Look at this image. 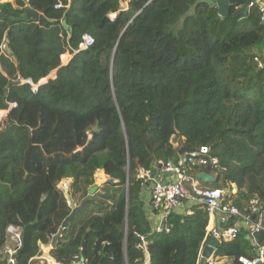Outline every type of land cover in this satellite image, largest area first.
<instances>
[{"label":"trees","instance_id":"1","mask_svg":"<svg viewBox=\"0 0 264 264\" xmlns=\"http://www.w3.org/2000/svg\"><path fill=\"white\" fill-rule=\"evenodd\" d=\"M27 5L38 15L15 21ZM0 11V47L12 53L0 48V111L9 109L0 122V252L9 226L21 227L15 264H42L33 259L70 215L58 184L71 179L69 193L82 202L98 171L115 183L62 231L50 252L58 264H199L209 214L193 205L158 232L138 178L141 169L158 173V161L177 160L183 147H210L219 161L208 169L217 177L211 186L235 184L242 213L256 197L264 204L258 7L235 16L233 6L222 17L210 0H16ZM86 34L93 44L75 54ZM66 53L73 58L62 66ZM29 80L40 84L35 92ZM261 245L264 226L254 235L241 227L217 254L243 264Z\"/></svg>","mask_w":264,"mask_h":264},{"label":"built area","instance_id":"2","mask_svg":"<svg viewBox=\"0 0 264 264\" xmlns=\"http://www.w3.org/2000/svg\"><path fill=\"white\" fill-rule=\"evenodd\" d=\"M1 2V1H0ZM29 5H27L28 7ZM249 10L258 7L261 13V21H264V0H254L249 2ZM57 6V8H59ZM116 14H111L110 17L115 18ZM94 39L86 34L84 40L80 44L79 49H87L92 45ZM6 45H2L1 53L5 52ZM257 60V58H256ZM259 61V60H258ZM259 66L263 63L259 61ZM22 81V80H21ZM32 85V90L35 92L39 85H35L32 81H27ZM15 104H10V109L14 108ZM9 113L6 111L5 115ZM4 115V116H5ZM3 116V117H4ZM179 145V144H178ZM176 145V147L178 146ZM218 158L211 155V149L208 146H203L197 150H191L182 155H179L177 160L158 161L157 173L155 170L141 169L138 172V178L144 181V184L149 183L151 191V205L153 210L159 216V224L155 228L158 232L170 229L167 226L168 219L171 214L180 212L181 214H191L192 206L196 205L205 210L209 214V225L207 227L206 237L203 241V246L200 251L199 260L202 258L207 241L210 237H214L222 242H229L237 238L241 227H245L251 232V235L259 232L264 226V204H261L260 197H256L250 201L248 213H242L235 206L233 197L237 194V186L233 184L229 187H213L199 179L200 173L209 172L208 169H216L218 167ZM166 178V179H165ZM71 179H64L58 184V189L67 193L70 189ZM237 219L235 225L227 226L231 220ZM22 228L11 225L7 230L8 242L3 250L4 259L7 263L15 264L13 256L17 253L22 245ZM143 240V238H141ZM257 255L255 259L240 258L243 264H263L264 263V245L257 247ZM232 260L227 256L217 254V249L205 259L204 264H231ZM75 264H85L78 262Z\"/></svg>","mask_w":264,"mask_h":264},{"label":"water","instance_id":"3","mask_svg":"<svg viewBox=\"0 0 264 264\" xmlns=\"http://www.w3.org/2000/svg\"><path fill=\"white\" fill-rule=\"evenodd\" d=\"M214 1H215V5L217 6L219 15L222 16V17H225V16L229 15L230 9L233 6H237V12H236L235 16L247 15V13L249 12V6H248L249 2L250 1H254V0H214ZM29 14L33 15V16H37L38 15V11H36L32 7L28 6V8L26 9V12L24 14H22L19 18H16L14 20L15 21H25V20L28 19V15ZM0 17L5 19L6 15L0 11ZM62 24L64 25V27L66 29H70V26H69V24L67 23L66 20H63ZM262 25H264V21L262 22ZM81 50L82 49H79L77 52H75V54L78 53ZM5 52L8 55L12 54L11 50L9 49V47L7 45L5 47ZM72 58H73V56L71 57V59ZM67 64L68 63L62 64V66H65ZM54 73L55 74L52 76L53 78L50 77V78L46 79L44 82H42L41 84L46 83L50 79H55L57 77V75H56L57 71H55ZM13 84H22V81L21 80H18L16 82L11 81L9 83L8 87L5 90V99L8 96L9 88ZM189 151H190V149H188L187 147H183L180 150L179 154L182 155V154H184L186 152H189ZM199 179L204 181L207 184H210V185L214 184L216 182V180H217L213 175L207 174V173H200L199 174ZM106 182L115 183V181L113 179H111V178L107 179ZM0 185H2L1 182H0ZM148 186H149V183H146L144 185L143 189L146 190L148 188ZM98 189H99L98 185H93L92 187H90L88 197L85 200H83L80 203V205H78V206L75 204L71 194H67L66 198L68 200L69 206H70L72 211H71L70 215L63 221L62 227H61V230L59 231V233L56 236L53 237L52 242H51V249H53L56 246V243H57L59 237L61 236L62 231L67 229L70 226L71 220H73L76 217V215L83 210V208H84V206H85V204L87 202H89V201H91L93 199V197L95 196V193L98 191ZM219 244H220V242H219L218 239H216L214 237H210L208 239V241H207V245L205 246L204 251L202 252V258L200 259V263L199 264H204L205 259L208 258L211 255V253L214 251V249H217L219 247ZM17 257H18V254H15L13 256V259L16 260ZM1 264H6V263H1ZM8 264H11V263H8ZM32 264H35V263H32Z\"/></svg>","mask_w":264,"mask_h":264},{"label":"crops","instance_id":"4","mask_svg":"<svg viewBox=\"0 0 264 264\" xmlns=\"http://www.w3.org/2000/svg\"><path fill=\"white\" fill-rule=\"evenodd\" d=\"M210 3L212 5H215V1L214 0H211ZM127 7H128V5L126 7H123V9H127ZM69 61H70V59L68 60V62ZM0 113H1V111H0ZM100 172L104 174L103 171H100ZM143 200L145 202V205H146V208H147V211H148L149 219H150L152 225L156 228L158 226L160 220H159V216L153 210L152 205H151V191H150V188H147V191L144 193ZM50 252H51V247H49L47 245H42L41 246V253L39 254V256L34 258V261H39L42 264L45 263V262H47L48 264H58L56 262V260L51 256ZM2 253H3V251L0 252V256H2ZM3 260H4V257L0 258V264L3 262ZM149 261H150V256L147 254L146 262L148 263Z\"/></svg>","mask_w":264,"mask_h":264},{"label":"rangeland","instance_id":"5","mask_svg":"<svg viewBox=\"0 0 264 264\" xmlns=\"http://www.w3.org/2000/svg\"><path fill=\"white\" fill-rule=\"evenodd\" d=\"M1 2H0V4H2V3H5V2H12V3H14L15 4V2H16V0H0ZM211 1V0H210ZM128 5V1L127 2H123V4H122V7H126ZM263 45H264V43H263ZM256 50H257V52L259 51V52H261L260 54H262V56H264L263 54H264V49L263 50H260V49H258V48H256ZM71 57H72V55L71 54H69V53H66L65 54V56L64 57H62V64H66L67 62H68V60L69 59H71ZM55 72V71H54ZM52 73V74H50L48 77H47V79L48 78H50V77H52L55 73ZM53 78V77H52ZM42 82H44V81H42ZM6 111H8V110H1V113H0V122H5L6 121V119H7V115L8 114H6L5 115V113H6ZM4 113V114H3ZM5 115V116H4ZM4 116V117H3ZM4 124V123H3ZM3 127V126H2ZM175 141V140H174ZM174 144H175V146L176 145H178L179 143L177 142V141H175L174 142ZM101 172L99 173V171L96 173V176H95V178H96V182H95V184L94 185H98L99 186V189H98V191L95 193V194H97L98 192H100L101 191V189L103 188V186L105 185V183H106V181H107V179H109L106 175H105V173H104V178H102V176H101ZM100 175V176H99ZM100 179H102V181L100 180ZM74 200V199H73ZM74 202H75V204L78 206V205H80V201L78 200V199H76V201L74 200ZM49 247H50V244L48 245Z\"/></svg>","mask_w":264,"mask_h":264},{"label":"clouds","instance_id":"6","mask_svg":"<svg viewBox=\"0 0 264 264\" xmlns=\"http://www.w3.org/2000/svg\"><path fill=\"white\" fill-rule=\"evenodd\" d=\"M27 8H28V7H27ZM77 51H78V50H77ZM77 51H76V52H77ZM69 54H70V53H69ZM72 56H73V55H72ZM68 63H69V62H68ZM99 172H100V171H99ZM95 176H96V175H95ZM144 185H145V184H144ZM211 185H213V184H211ZM148 188H149V186H148ZM69 191H70V189H69ZM69 191H68L67 193H65L66 197H67V194H70ZM21 234H22V233H21ZM51 242H52V241H51ZM47 246H48V245H47ZM50 247H51V244H50ZM3 250H4V249H3ZM16 254H18V253H16ZM2 257H4V256H3V253H2ZM36 257H37V256H36ZM4 260H6V259H4ZM4 260H3L2 263H7V261H4ZM33 260H34V259H33ZM15 261H16V260H15ZM45 263H47V262H45ZM199 263H200V260H199ZM47 264H48V263H47Z\"/></svg>","mask_w":264,"mask_h":264},{"label":"bare ground","instance_id":"7","mask_svg":"<svg viewBox=\"0 0 264 264\" xmlns=\"http://www.w3.org/2000/svg\"><path fill=\"white\" fill-rule=\"evenodd\" d=\"M99 176H100V175H99ZM101 176H102V178H104V174H103V173L101 174ZM100 180L102 181V179H100Z\"/></svg>","mask_w":264,"mask_h":264}]
</instances>
